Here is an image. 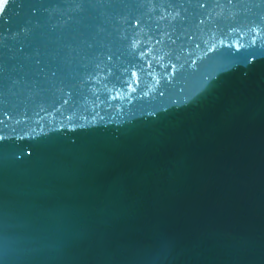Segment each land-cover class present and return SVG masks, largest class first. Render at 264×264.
Masks as SVG:
<instances>
[{"label":"water","instance_id":"water-1","mask_svg":"<svg viewBox=\"0 0 264 264\" xmlns=\"http://www.w3.org/2000/svg\"><path fill=\"white\" fill-rule=\"evenodd\" d=\"M0 264H264V0H7Z\"/></svg>","mask_w":264,"mask_h":264},{"label":"snow or ice","instance_id":"snow-or-ice-1","mask_svg":"<svg viewBox=\"0 0 264 264\" xmlns=\"http://www.w3.org/2000/svg\"><path fill=\"white\" fill-rule=\"evenodd\" d=\"M6 3L7 0H2V2H0V9H2Z\"/></svg>","mask_w":264,"mask_h":264}]
</instances>
